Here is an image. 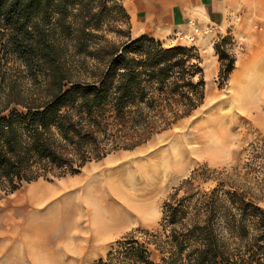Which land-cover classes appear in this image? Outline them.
<instances>
[{
    "label": "trees",
    "instance_id": "trees-1",
    "mask_svg": "<svg viewBox=\"0 0 264 264\" xmlns=\"http://www.w3.org/2000/svg\"><path fill=\"white\" fill-rule=\"evenodd\" d=\"M226 45L213 46L221 82L235 64ZM205 85L191 49L131 39L117 0H0V198L145 144L196 111ZM245 169L218 173L208 193L188 178L159 231L126 235L92 264H264V210Z\"/></svg>",
    "mask_w": 264,
    "mask_h": 264
},
{
    "label": "rangeland",
    "instance_id": "rangeland-1",
    "mask_svg": "<svg viewBox=\"0 0 264 264\" xmlns=\"http://www.w3.org/2000/svg\"><path fill=\"white\" fill-rule=\"evenodd\" d=\"M255 20L252 30L260 33L262 21ZM223 38L231 56L245 52L242 40L231 34L213 46ZM195 41L184 48L198 55L205 70L203 104L143 145L112 151L86 163L77 175L39 179L1 197L0 264H92L126 235L159 231L164 203L192 176L198 175L194 189L208 193L218 189V173L243 177L249 165L245 184L264 210V176L255 158L264 150V101H250L245 89L232 90L229 76L222 82L211 78V53ZM185 135L207 139L185 157L161 161L155 155L172 154L174 141Z\"/></svg>",
    "mask_w": 264,
    "mask_h": 264
},
{
    "label": "crops",
    "instance_id": "crops-1",
    "mask_svg": "<svg viewBox=\"0 0 264 264\" xmlns=\"http://www.w3.org/2000/svg\"><path fill=\"white\" fill-rule=\"evenodd\" d=\"M129 19L131 39L146 37L164 47H189L194 42L211 53V78L219 73L215 39L231 34L242 40L245 52L235 57L228 84L245 89L249 100L264 101V0H117ZM261 19L263 31L252 24ZM199 36V37H198ZM205 74V70H204Z\"/></svg>",
    "mask_w": 264,
    "mask_h": 264
},
{
    "label": "bare ground",
    "instance_id": "bare-ground-1",
    "mask_svg": "<svg viewBox=\"0 0 264 264\" xmlns=\"http://www.w3.org/2000/svg\"><path fill=\"white\" fill-rule=\"evenodd\" d=\"M219 99L220 98H218V100ZM206 139L205 140L202 139V138L198 139L196 137H192L191 135H185V136L181 137L180 139H177L176 141H174V146L171 149L172 154H166V155L155 154V155L158 156L161 159V161L162 160H164V161L169 160V158H171V155H172L173 158H177L179 155H182L183 157H185L186 155L192 154V151L198 150L200 144L204 143L203 141H206ZM138 154L139 153H137L136 156ZM168 156H170V157H168ZM38 205L40 206V205H42V203L37 204V206Z\"/></svg>",
    "mask_w": 264,
    "mask_h": 264
}]
</instances>
